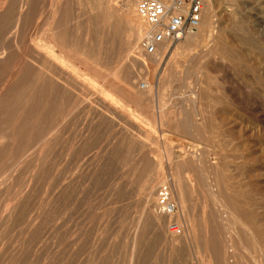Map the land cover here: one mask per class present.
Segmentation results:
<instances>
[{
  "label": "rangeland",
  "instance_id": "374dc122",
  "mask_svg": "<svg viewBox=\"0 0 264 264\" xmlns=\"http://www.w3.org/2000/svg\"><path fill=\"white\" fill-rule=\"evenodd\" d=\"M2 1L5 0H0V2ZM214 1L209 13L210 22H212V33H210V36L205 40L206 42L204 41L188 49L182 46L184 43V38H182L170 46L168 45L165 53L161 52L163 49L160 50V53L158 51L157 55L145 56L142 53L140 54L141 58L140 61L138 60L139 62L130 59L129 62L131 63L127 65L130 67H128V69L134 74L136 81H138V84L136 82L137 86L140 87V85L144 83L145 87H140V91L148 93V81H150L153 85L150 87L153 88L154 92L163 93L165 103L162 109L165 114L162 113L161 115L163 119L162 123L159 122L157 115L153 116L148 113V107L138 108L134 106L132 103L110 90V88L106 86V82L100 77L95 76L85 69L83 65L77 63L82 69V72L89 78L88 80L90 83L88 85L93 87L94 84L102 96H107L105 98L108 99V101L112 99H114L113 101H117L115 104L120 106L123 110L125 109L126 116H122L121 119V116L116 113L117 115H115L121 121L113 115V119L115 118L113 122V119L111 120L108 117H106V120L105 116H107V114L105 113L104 115L102 114L103 120L101 119L102 116L99 115V117V113L95 112H100L101 108L99 105L92 103L93 105L88 107L89 112H86V118H84V120H88L87 122L85 121V131H87L85 134V142L86 145L88 144L87 147H89L87 151L88 156L86 155L88 168L86 167L87 170L85 169L86 173L84 172L82 176L75 179L72 186L70 185L66 189L62 188L63 191L61 189L57 194L51 190L49 191L48 189L50 188L47 189L50 183V177L47 176L52 174L51 170V173L47 170L51 166L50 156L43 157L42 163H39L41 168H46L45 174L42 173L46 175L47 178L41 176L39 181H37L38 183L35 182V184H33L34 181L32 183H26L30 179H28L30 175L28 176L25 172H22V174L20 170H18L19 172L17 171L18 174L20 173V177L15 172L16 174L15 176L13 175L14 177L10 178L6 176L1 178L4 183L0 181V188H3V190L0 189V211L3 208H9L10 205L12 210L14 207V210L17 209L16 207L18 205H12V203L14 204L15 202L8 199L15 193L12 190H18L22 183L24 184L22 186L24 189V191L22 190V194H25L22 195L24 202H22L21 198V203H19V201L16 203L19 205L22 204L23 206H18V208H22H19L18 211L13 210L10 217L14 216V218L9 217L6 223L0 226V242L5 236L3 239L4 242L0 243V247L3 246L0 248L2 251H0V264H129L130 261V264H136V262L138 264L140 261L142 262L139 264H145V262L146 264H216L215 254L210 244L212 238L216 239L217 236V242H220L217 244L219 246L222 243V245H220L221 247H219L222 250L221 252H225L229 257L230 264H261V261L264 259L261 256V254H263L261 251L264 249V243L261 242L262 240H259L260 238L255 230H253L254 225H252L245 216L239 214L238 211L230 207V205L228 206L232 211L231 214H229V208L227 210L229 212L228 216H230L228 220L230 219L231 222L227 221L223 223L219 220L223 223L221 224L219 221H216L220 233H217L216 236L212 235L211 230L213 225L211 222L209 225L208 219L210 216L209 214H215L216 210L212 208L214 207L211 201L212 196L209 195L210 193L206 190V183H210V189L218 194V188L215 182L217 172L214 171H217L216 168H221L222 162L227 159L226 163L228 162V168L226 167V169L227 173L232 176L230 177L233 179L231 182L236 183L235 185H237V183L238 185L241 184L240 189L244 191V193L242 192L244 198L248 196V201L251 202L250 204L252 205L249 209L253 211L252 213L255 212L254 214H256L255 217L257 216L258 224L264 227V0ZM102 2H104V0H40L38 13L34 17V20L30 21L31 25H28L29 27L26 26L24 30L26 33L25 39L27 38L28 40H26V45L29 46L28 49L32 51V49L36 47V43L42 42L41 36L44 35L45 37L43 36L42 39L45 38L47 42L53 44L54 42L57 44L59 43V46L55 48V52L62 53L63 48L60 47L61 40L57 39L58 41L55 40L53 42V32H51L53 31V26L56 25L55 23L57 22V26H54V31L56 30V32H59V29L60 32L68 31L71 28L72 32L74 31L75 34H79L80 37L83 38H80L81 41L83 40V42L86 41L93 45L100 44L101 42V45L103 44L104 48L106 47L107 50L109 43H105V41L109 38L107 37L109 36V27L111 29L112 27H118L119 33L116 36V38H118L115 39V46L117 45V41L119 43V38L120 42H124L125 36H123V30L127 16L126 8L121 5L122 2L118 1L119 3H116L114 6L115 9L113 8V13L111 14L109 12L111 14L109 15L111 16V25L109 24L110 26H107L105 24L104 27L100 22L102 20L100 19L102 18L101 15H103V10L100 7ZM64 7L67 10V17L63 16V14H65L63 13L65 12L63 10ZM58 8L63 11L58 13ZM4 9L5 6L3 5L1 7L0 4V13L4 12ZM55 10L56 12L54 13ZM57 15H59V17ZM233 16H236L235 18H237L238 21H243L242 26L244 28L242 27V29L246 30L243 31V35H245V37L248 36L247 38L253 43L255 42V47L253 46L248 49L245 45L243 46L239 38L241 36L240 31L236 32V34L232 31L234 25ZM62 17L66 19L63 21ZM58 18H60V20ZM54 20L58 21L54 22ZM59 21L62 24L59 23ZM112 24H115V26H112ZM66 25L69 27L68 29ZM48 32L51 33L48 34ZM191 33L192 32L186 35H190ZM27 34L32 40H29ZM31 34L33 38H39L38 41L37 38L33 39ZM105 37L107 38L103 39ZM3 39L6 41V45L4 41L0 42L1 63L4 59V62H6V58L1 56V51L4 47H8V40L9 43H11L9 37L7 39L4 36ZM222 40L234 48V57H230L221 51L220 45ZM16 42L14 43V41H12L11 44L14 46L9 44L10 46L8 47V51L11 50L10 52L13 54L12 56H16L18 54L16 52H19L21 50L20 48H22L21 46L24 45L21 42H19L20 44ZM15 44L20 46H16ZM65 47H67L66 44ZM112 50L113 49H109L108 51L112 52L114 56L116 52ZM193 52L195 54H193ZM160 55L162 56L160 57ZM1 63L0 66L3 64ZM100 71L104 75L108 72L106 68L100 69ZM3 77L2 72H0V79ZM93 108L96 109L94 110ZM186 109H189L191 112L192 122L194 124L200 122L202 125L204 129L203 136H205V138L197 134L188 135L179 130L178 122L183 119L184 113L187 111ZM93 112L96 115H94ZM87 115H90V118L92 116L93 121L89 120L90 118H88ZM72 123L74 126L75 120H72ZM77 130L71 132L74 135L77 134L76 137L79 136L78 132H76ZM149 134H152L153 138L152 136L148 137ZM144 136L146 137L144 138ZM11 138L8 137L6 140L14 145L16 142L14 140L17 138ZM78 138L77 139L80 140V136ZM78 140L77 142H79ZM79 144L80 143H78V145ZM168 145L171 149H169L170 147ZM196 145H200V150H203V152L198 151L200 154L196 152L200 160L206 157V162L203 160V163L206 165L204 166L201 164L204 166L203 169H199L198 171V169H194L193 166L190 167L191 164L185 167H182V165L177 167L174 162H171L170 165L167 163L166 154H164L167 148L170 150V152H167L171 158H175L174 156L181 151L182 157L184 155L186 160H188L187 157L190 159V155L195 153V151L192 152V150ZM165 146L168 147L166 148ZM3 147L4 146L0 144V148L2 149ZM176 151L178 153H176ZM222 152H224V154H222ZM220 153L222 155H220ZM7 154L10 155L9 158L5 157L6 154L0 156V158L4 160L3 164L0 159V165H2V167L5 166L7 161L9 163H6V166H9V164L14 161L12 159L14 155L12 154L13 156L11 157V154L8 152ZM202 154L203 156L201 157ZM221 156L224 157L221 158ZM223 158H225V160ZM27 159L28 163L27 161L24 163L29 165L32 160L29 161V159H31L29 157ZM173 160L175 161L176 159ZM61 161L60 180L63 179L62 176L69 175L64 173V158L61 157ZM153 162H158L159 167L153 169ZM27 164L26 166L19 164V166H21L20 168H26ZM183 168L188 169H186L188 171L187 173L193 179V185L195 184V188H193V192L189 197V200H191L190 209L185 212V217L188 216L190 220H186L187 218L182 219V217L179 216L176 217L177 219L173 218L170 222L164 221L160 225L152 224L149 214L147 215L148 210L144 201V198H146L149 192H154L153 197H155V200L166 197L165 202L167 204H174L176 209L174 211H178V215H181L179 206L176 203L177 196L173 189L174 185L176 186L175 183L177 180H179V178L181 179L186 173V170ZM183 170H185V172ZM44 177L47 181H44ZM203 177L205 178L202 179ZM41 178L43 180H40ZM204 180H206V183ZM33 186L35 188L32 190ZM242 187L244 189H242ZM119 188L121 190H119ZM185 190H189V188L186 187ZM35 191L36 193H34ZM248 191L250 194L247 193ZM28 193L30 194L28 195ZM26 200L30 202H26ZM31 202L35 203L32 204ZM24 205L26 207L30 206V211L28 210L29 207L23 208ZM25 209L28 210V212L26 211L28 215L25 214ZM212 209L214 211H212ZM31 210L37 213L38 216ZM55 211L58 213L56 214ZM143 211L144 213H142ZM206 212H208V215ZM16 213H23L24 216L21 214L20 217L16 215ZM203 214L205 217L204 220L202 219ZM206 220L207 222H205ZM142 221H144L145 224H143L144 222ZM139 223L141 224L140 226ZM56 224L58 225L56 226ZM146 225H148V227H146ZM152 225L153 227H151ZM2 229L6 235L2 233ZM146 229L150 231L148 232ZM134 231L136 234L140 233L138 234L139 236H142L141 242L135 250V252L138 251L137 253H133V248H135L133 244ZM132 235L133 237H131ZM138 248L141 249L140 252ZM132 254H137L136 257L135 255L133 256L134 259H137H135L136 262L131 257Z\"/></svg>",
  "mask_w": 264,
  "mask_h": 264
},
{
  "label": "bare ground",
  "instance_id": "6f19581e",
  "mask_svg": "<svg viewBox=\"0 0 264 264\" xmlns=\"http://www.w3.org/2000/svg\"><path fill=\"white\" fill-rule=\"evenodd\" d=\"M100 1H102V0H100ZM118 1L122 2L121 5H123L126 8V11H127L126 12L127 16H126V20H125V27H124V30H123V34L124 35L122 34L123 36H125V41L124 42H120V38H119L118 39L119 43L117 41V45L115 46V44H116V42H115L116 40L115 39L118 38V37L116 38V36L119 33V31L117 29L118 27H112V29L109 27L110 30L107 29L109 36L106 35L109 38H107V37L103 38V39L107 38V41H105V43L106 42L109 43L108 50L109 49L115 50L114 52H116V53H114L115 54L114 56H113V53L109 52L106 47L104 48L103 44H102L103 46L101 45V42H100V44L93 45L92 43H87L86 41L83 42V40L81 41L80 38H82V37H80L79 34H78L79 35V37H78V35L75 34L74 31L73 32L71 31V28L68 31H61L60 32V29H59V32H56V30L54 31V29H55L54 26L55 27L57 26V23H58L57 21L58 20H54V22L56 21L57 23H55L56 25L53 26V31H51L52 28L50 29V31L53 32V34H52L53 35V37H52L53 38V42L55 40H57V39L61 40L60 41V45H61L60 47L63 48L62 49L63 50V52H62L63 54L55 52V48H56V46H59V43L57 44L56 42H54V44L56 43L54 45L51 42H47L45 38L42 39L44 35L41 36V41L42 42L38 43V44L36 43V47L33 46L34 49H32V51H33L32 52V51H30V49H28L29 46L26 45L27 38L25 39V37H26L25 34L26 33L24 32V30H25L26 26L31 25L30 21H33L34 17L38 13L39 8H40L39 7L40 0H5V1L0 2L1 7L3 5L5 6L4 12L0 13V42L4 41L3 37L5 36V38H7V39H8V37L10 38L11 43H12V41H14V43L17 41L16 43L21 42L22 44H24L23 46H21L22 47V48H20L21 50L19 52H16V53H18L16 56L15 55L12 56L13 54L10 52L11 50L8 51V47L10 45L14 46L11 43H9V40L7 41L8 42V47L7 46L6 47L3 46L4 48L1 51V56L6 58V62H4L5 59L2 60L4 62V63L2 62L3 64L0 62L2 64V66H0L1 67L0 68V72H2V75L4 76L2 79H0V144H2L4 146L2 149L0 148V156L2 154L3 155L4 154L8 155L7 154V152H8L9 154H11V157L14 155L12 157V159L14 161H12L13 163H10L9 166H6V163H9L8 161L6 162V160L9 158L10 155H8V156L5 155V157H8V158L5 160V162H6L5 166L6 167L5 166L2 167V165H0V179L3 178V177H6V176H8L10 178L14 177L15 174L17 173V171L20 170V173H22V172L24 173L25 172V173L28 174V176L30 175L28 177V179L30 178L28 180L29 182L25 179L27 181L26 183H30V182L32 183L33 181H34L33 184H35V182L38 183L37 181H39V178L41 176H45L46 177V175H43V173L46 172L45 171L46 168L45 169L41 168L40 167L41 165H39V163H42V161L45 158V156H50L51 158L50 157L49 158L51 159V166H50V168L48 167L49 169H47V170H49L48 172H50V170H51L52 174L47 176V177H50V183H49L50 187L48 185L47 189L50 188V189H48L49 191L51 190V191H53V192H55L57 194V192L61 191L62 188L66 189L70 185L72 186L74 184L75 179L78 178L79 176H82L84 174V172L86 173L85 169L87 170V168H88V166H87L88 161L86 159V155L88 156L87 151H88L89 147H87L88 144L86 145V142H85V138H86L85 134L87 132V131H85V124H86L85 121L87 122L88 120L87 119L84 120V118H86L85 115H86V112L88 111V107L89 106L91 107L93 105L92 103H96L101 108L100 112L95 111L96 113H99L98 116L99 115L102 116V114L104 115L106 113L107 116H105V118L108 117L111 120L113 119V115H115L116 113L121 116V119H122V116H126L125 111H124L125 109L123 110L120 106L115 104L117 101H113L114 99L108 101V99L105 98L107 96L106 95L102 96L100 94L98 88L94 84H93V87L92 86L90 87L88 85L90 83V81L88 80L89 78L87 77V75L85 73L82 72V69L80 68V66L77 63H80L81 65H83V67H85V69H87L88 71L93 73L95 76L100 77L103 81L106 82V86H108L110 88V90H112L116 94L120 95L122 98H124L125 100L129 101L130 103H132L134 106H136L138 108L139 107L140 108H147L148 107L147 108L148 109V113L153 115V116L157 115V118H158L159 122L162 123L163 119H162L161 115H162V113H164L162 107H163V105L165 103L164 102L165 100H164V97H163V93L154 92L153 88L150 87L152 85V83L150 81H148V93H146V92L144 93V92L140 91L139 88L142 87V86L141 85H140V87L137 86L138 81H136V78H135L134 74H132L131 70L128 69L129 66H127V65H129L128 63H131V62H129L130 59L131 60L134 59V61L135 60L136 61H138V60L140 61V58H141L140 54H142L141 50L139 49V42H140V39H141V37H142V35L144 33V30H145V25H144L145 23H144V21L142 20V18L138 15V13L136 11L135 4H136V2L138 0H104V2H102V4L100 5V7L103 10L102 11L103 15H101L102 18H100L102 20L100 22L103 24L104 27H105V24L107 26L109 24L111 25V19H110L111 16H109V15H111L113 13V11L115 9L114 6H115L116 3H119ZM42 2H44V1H42ZM213 2H215V1L214 0H206L205 1V7H203L202 17H201V21H200L199 26L195 30H193L190 35H185L184 43H183L182 46H184V47L189 49V48H191L193 46H196L198 44L203 43L210 36V33H212V31H211L212 30L211 29L212 22H210L211 19L209 18V13H210V9L213 6ZM53 4H54V2H53ZM63 10L65 11V12H63V13H65V14H63V16L67 17L68 15H67L66 8L64 7ZM63 10H60V8H58L57 12L59 13L60 11H63ZM111 10H112V12H111ZM55 12H56V10L54 11V13ZM57 16L59 17V15H57ZM64 17H62V19ZM124 17H125V15H124ZM235 17L233 19L234 20L233 21L234 25H233L232 31H234L235 34H236V32L240 31L241 36L239 38H240L243 46L245 45V47H247L248 49L252 48L253 46L255 47V45H254L255 42L253 43L252 41L249 40V38H247L248 36L245 37V35H243V31L245 30V29L244 30L242 29L243 21H238V19L235 18ZM60 18H61V16H60ZM60 18H58V19L60 20ZM65 19H63V21ZM82 20H83V18H82ZM71 22H72V19H71ZM59 23H61V22L59 21ZM65 23L67 24L66 21H65ZM75 25H76V23H75ZM78 25H79V23H78ZM113 25L115 26V24H112V26ZM64 26H65V24H64ZM77 26H75V27H77ZM30 28H31V26H30ZM66 28L68 29L69 27H67V25H66ZM106 28H108V27H106ZM50 33L48 32V34H50ZM120 33H122V32H120ZM27 36L29 37L28 34H27ZM118 36H120V35H118ZM32 38H33V35H32ZM38 39L39 38H37V41H38ZM29 40H32V39H30V37H29ZM84 40H87V39H84ZM5 42L6 41H4V44H5ZM33 43H34V41H33ZM65 44L67 45V47H65ZM168 45L170 46V44H164L161 47H159L158 48L159 53H160L161 49H163V51H161V52L165 53L167 48H168ZM0 46H1V43H0ZM16 46H20V45H16ZM220 49H221V51L223 53L229 55L230 57H234L235 56L234 48L231 45H228L223 40H222V43L220 45ZM15 51H17V50H15ZM15 51H14V53H15ZM158 51L154 55H157ZM12 52H13V50H12ZM194 52H193V54H195ZM161 56L162 55H160V57ZM145 64H147V63H145ZM105 68H106V70L108 72L105 73V75H104L103 73H101L100 69H105ZM136 82H137V84H136ZM144 87H145V85H144ZM263 90H264V88H263ZM97 100H99V101H97ZM200 108H201V106H200ZM90 115H87L88 118H90L89 117ZM94 115H96V114L94 113ZM116 115H115V117L118 118ZM127 117H128V115H127ZM94 118H95V116H94ZM101 119H103V116H102ZM101 119H99V120H101ZM114 119H113V122L115 121ZM72 120H75L74 126L72 125L73 124ZM89 120H92V116H91V118ZM106 120H107V118H106ZM164 123H165V121H164ZM114 125H115V123H114ZM176 126H177V124H176ZM109 127H110V125H109ZM178 128H179L180 131H182L185 134H188V135L197 134L200 137H204L205 138V136H203L204 129L202 128V125L200 124V122H198V123L196 122V124H194L192 122V120H191V112H190L189 109L184 113L183 119L180 122H178ZM74 130H77L76 132H78V135L80 136V140H78L79 136L76 137L77 134L74 135V134L71 133ZM144 131H146V130H144ZM150 136H152V134L151 135L149 134L148 137H150ZM8 137H10V138L11 137L12 138L16 137L17 139L14 140V141H16L17 143L15 142V144L13 145L12 143L8 142L6 140ZM145 137L146 136H144V138ZM152 138H153V136H152ZM77 140L79 142H77ZM132 141H134V140H132ZM78 143H80V144L78 145ZM75 144H76V146H75ZM168 146H165V147L167 148ZM200 148H201L200 145H196V147H194L193 150H192V152L195 151V153H192V155H190L191 158L189 159L186 156L188 160H186L184 155L182 157L181 151L179 152V154L175 155L176 153H178L177 152L178 150L174 154L175 158H171L169 153H168V152H170L169 149H171V147L169 149L167 148L168 152L165 151L164 154H166L167 163L169 165L171 164V162L172 163L174 162L177 167L180 166V165H182V167H185L188 164H191L190 167L193 166L194 169H196V170L198 169V171H199V169H203V167L206 165V164L203 163V160L205 161L206 157H205V159L200 160L199 156L196 155V152L199 153L198 151H202L203 152V150L202 149L200 150ZM4 151H5V153H4ZM147 152H149V151H147ZM224 152H222V154H224ZM171 153H172V150H171ZM222 154L220 153V155H222ZM202 156H203V154L201 155V157ZM226 156H227V154H226ZM28 157L31 158V159H29V161L32 160V161H30L31 163H29V165L27 164L28 163V161H27ZM61 157L64 158V161H65L64 162L65 163L64 173L69 174V175H66V174L62 173L63 175H66L64 177L62 176V178H63L62 180L59 179L60 178L59 174L61 173L60 172L61 171L60 170V166H61L60 164L62 162L61 161ZM222 157H224V156H221V158ZM173 159H176V160L174 161ZM223 159L225 160V158H223ZM3 161L4 160H2V163L4 164ZM26 161H27V163H24ZM219 161H220V159H219ZM226 161H227V159H226ZM226 161L222 162L221 168L214 167L217 170V171H214V172H217V175L215 174L216 175L215 182H216V185H217V188H218V194L214 193V191L210 189V187H211L210 183H206V180H204L205 183H206V187H207L206 190L208 191V193H210L209 195L212 196V197L210 196L212 198L211 199L212 205L214 206L212 208L216 210L215 214L214 213L209 214L210 216H209V219H208V221H209L208 223L210 225V222H211L212 225H213L211 233H212L213 236H216L217 233H220V230L218 229L219 226L216 225L217 224L216 221L220 220L223 223H226L227 221L228 222L230 221V219L228 220V218H230V216H228V213L230 212L229 214H231V212H232L230 210L229 206H228V205H230V207H232L233 209L238 211L239 214H242L243 216H245L248 219V221H250V223L252 225H254L253 230H255V232L257 233L258 237L260 238L259 240H262L261 242L264 243V227H261V224H258V221H257V218H256L257 216L255 217L256 214H254L255 212L252 213L253 211H251V209H249L252 205L250 204L251 202L248 201V198H247L248 196L247 197L245 196V198H244V195H243L244 191L243 190L241 191V189H240L241 184L238 185V183H237V185H235L236 183L231 182V181H233V179L230 178L232 176H230L227 173L226 167L228 165L227 164L228 162L226 163ZM52 163H53V166H52ZM0 164H1V162H0ZM19 164H23L24 166H26V164H27V167L26 168L25 167L20 168L21 166H19ZM201 164L204 165V166H202ZM158 165H159L158 162L157 163L153 162L152 163L153 169L154 168H158L159 167ZM126 166H127V164H126ZM183 169H185V168H183ZM185 170H183V171L185 172ZM187 170H186V173L183 175V177L181 179L179 178V180H177V182L175 183L176 186L173 183V185H174V189L173 190H174V192H175V194L177 196V198H176L177 202L176 203L179 206L181 215H178V213H177L178 211L177 212L174 211V210H176L174 204H172V203L167 204L165 202V200L162 201L161 199H156L155 200V197H153L154 192L150 193L148 191L149 193L146 196V198H144L145 199L144 201H145V206H146V208L148 210L147 215L149 214V216L151 218L150 222L152 224L160 225L164 221L165 222L166 221L170 222L173 218L175 219L176 217H179V216H181L182 219L183 218L184 219L187 218L186 220H190L188 218V216L185 217V212H187V210L190 209V201L191 200H189L190 199L189 197H190V195L193 192V188H195L194 187L195 184L193 185V179L190 177V175H188V173H187L188 171ZM20 173L19 174L17 173V175L19 176ZM42 178L40 180H43ZM46 178L44 179V181L46 180ZM204 178L205 177H203L202 179H204ZM12 179H14V178H12ZM212 179H214V178H212ZM0 181H2V179ZM183 182H184V184H183ZM23 185L24 184L22 183V185H20V188L18 190H12L15 193H13V195H11V198L8 199L10 201H14L15 202L14 204L12 203V205H14V206L15 205L23 206L22 204H20V205L16 204V203H18V201H19V203H21V198H22V202H24L23 201L24 199L22 197V195L25 194V193L22 194V190L24 191V189L22 188ZM34 186H33L32 190L36 187V186L35 187ZM186 187H188L189 190H185ZM213 188H214V186H213ZM0 189L3 190V188H0ZM242 189H244V188L242 187ZM87 190H88V188H87ZM119 190H121V189L119 188ZM195 190H197V189H195ZM62 191H63V189H62ZM32 192H31V194H32ZM26 193H27V191H26ZM34 193H36V191ZM247 193H249V191ZM29 194L30 193H28V195ZM48 194H50V193H48ZM48 194H46V195H48ZM8 195H10V194H8ZM121 195H122V193H121ZM30 197H32V196H30ZM47 198H49V197H47ZM51 199H52V197H51ZM71 200H72V198H71ZM27 201H29V200H26V202ZM34 203H32V204H34ZM188 203H189V208H188ZM18 206L16 207L17 208L16 210H14L15 207H14L13 210L14 211H18L19 208L20 209L22 208V207L18 208ZM169 206H173V209L169 210ZM10 207H11V205H10ZM10 207L9 208H3L0 211V226H2V224H5L7 219L12 214L13 210H12V207L11 208ZM25 207L26 206L24 205L23 208H25ZM65 207H67V206H65ZM92 207H93V205H92ZM26 208H28L29 211L31 209L30 206H27ZM33 209H34V207H33ZM213 209H212V211H214ZM227 209L229 210V212H228ZM28 210L25 209V211H24L25 214H26V211L28 212ZM53 210H56V209H53ZM35 211H37V210H35ZM144 211L142 213H144ZM32 212H34V211H32ZM55 213H56V211H55ZM207 213L208 212H206V214ZM21 214L23 215V213H21ZM21 214H19V213L17 214L16 213V215H19L20 217H21ZM35 214H37V213H35ZM56 214H54V215H56ZM99 214H100V212H99ZM26 215H28V214H26ZM142 215H144V214H142ZM236 215H237V213H236ZM31 216H32V214H31ZM37 216H38V214H37ZM37 216H36V218H37ZM11 217L14 218V216H11ZM204 218L205 217H204V214H203V218L202 219L204 220ZM51 221H52V219H51ZM144 221H142V222H144ZM145 222L143 224H145ZM150 222H147V223H150ZM205 222H207V220ZM55 223H56V221H55ZM203 223H204V221H203ZM223 223H221V224H223ZM23 224H25V223H23ZM62 224H63V222H62ZM137 224H138V222H137ZM143 224H142V227H143ZM57 225L58 224H56V226ZM140 225L141 224L139 223V226ZM14 226H16V225H14ZM18 226H20V225H18ZM139 226H137V227H139ZM58 227H60V226H58ZM144 227H145V225H144ZM146 227H148V225H146ZM151 227H153V225ZM95 228H97V227H95ZM2 231H3V229H2ZM132 232H133V230H132ZM143 232H144V229H143ZM2 233H4V235H6L4 231ZM138 234H140V233H138ZM138 234H136V232H135V235H134L133 244L135 245V248H133V253L135 252L137 246H139V244L141 242V239H142V236L141 235L139 236ZM147 234H149V233H147ZM4 237L1 239V242H4L3 241ZM131 237H133V235ZM217 237H216V239L212 238L211 244H210L211 247H212V251L215 254L216 264H230L231 262L229 261V257L225 254V252L224 253L221 252L222 250L220 249V247H221L220 245H222V243L219 245L220 247L217 244V243H220V242H217ZM34 239H36V238H34ZM200 243H202V242H200ZM146 244H148V243H146ZM2 247L3 246H1L0 248H2ZM222 248H223V246H222ZM140 250L141 249H139V252H140ZM137 252H135V253H137ZM261 252H263V254H261V253L260 254L264 258V249ZM143 253H145V252H143ZM75 254H76V252H75ZM134 255L132 254V256H131L133 259H134V257H133ZM136 255H135V257H136ZM131 257H130V260H131ZM143 258H144V256H143ZM135 259H134V261L136 262L137 259L136 260ZM134 261H132V262H134ZM141 262L142 261H140L139 263H141ZM130 263H131V261L129 262V264ZM263 263H264V259L261 261V264H263ZM136 264H137V262H136ZM145 264H146V262H145Z\"/></svg>",
  "mask_w": 264,
  "mask_h": 264
},
{
  "label": "built area",
  "instance_id": "2783aa9c",
  "mask_svg": "<svg viewBox=\"0 0 264 264\" xmlns=\"http://www.w3.org/2000/svg\"><path fill=\"white\" fill-rule=\"evenodd\" d=\"M206 0H139L136 11L145 23L139 49L145 56L156 54L164 44H173L195 30ZM142 88L144 83L141 84ZM166 197H162L164 201ZM173 206H169V210Z\"/></svg>",
  "mask_w": 264,
  "mask_h": 264
}]
</instances>
